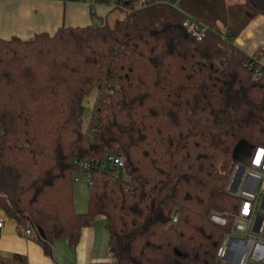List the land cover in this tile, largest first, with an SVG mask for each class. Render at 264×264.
I'll list each match as a JSON object with an SVG mask.
<instances>
[{
	"label": "trees",
	"instance_id": "1",
	"mask_svg": "<svg viewBox=\"0 0 264 264\" xmlns=\"http://www.w3.org/2000/svg\"><path fill=\"white\" fill-rule=\"evenodd\" d=\"M119 1L130 14L113 27L0 37V211L20 231L30 225L48 258L104 218L113 264H219L232 219L221 228L210 216L238 212L233 150L264 147V49L251 57L234 44L264 17V0ZM185 14L207 26L201 42ZM112 154L124 178L101 168ZM0 264L29 263L13 254Z\"/></svg>",
	"mask_w": 264,
	"mask_h": 264
},
{
	"label": "crops",
	"instance_id": "2",
	"mask_svg": "<svg viewBox=\"0 0 264 264\" xmlns=\"http://www.w3.org/2000/svg\"><path fill=\"white\" fill-rule=\"evenodd\" d=\"M125 18L123 12L114 10L108 4L93 5L89 1L3 0L0 1V37L29 41L40 33L53 35L63 26L107 24L113 27ZM234 44L251 57L264 49V17L252 21ZM260 64L264 67V55ZM0 217L5 219L0 230V258L18 254L25 256L29 264H113L104 218H99L98 222L83 230L76 249L70 248L66 241H57L52 258H48L36 241L22 236L14 220L2 211Z\"/></svg>",
	"mask_w": 264,
	"mask_h": 264
},
{
	"label": "built area",
	"instance_id": "3",
	"mask_svg": "<svg viewBox=\"0 0 264 264\" xmlns=\"http://www.w3.org/2000/svg\"><path fill=\"white\" fill-rule=\"evenodd\" d=\"M3 1V0H0ZM67 2L70 0H54ZM89 1L90 3L108 4L114 10H120L126 16L130 11L119 0H73ZM172 2L174 7L181 0H163ZM145 0H137L139 7ZM183 27L198 42L207 35L208 28L193 16L185 14ZM262 77V74H258ZM124 159L118 154H112L102 164L101 168L111 175L119 177ZM88 168V166H85ZM83 178L92 184L88 170L82 172ZM79 180L76 179V182ZM227 192L239 199L238 212L234 215L213 213L210 222L218 227L230 226L229 232L223 236V241L217 252L219 264H264V147H255L249 159L243 164L234 163ZM175 222L177 219L174 220ZM5 219L0 217V230L4 227ZM22 236L36 241V233L30 225L22 230Z\"/></svg>",
	"mask_w": 264,
	"mask_h": 264
},
{
	"label": "rangeland",
	"instance_id": "4",
	"mask_svg": "<svg viewBox=\"0 0 264 264\" xmlns=\"http://www.w3.org/2000/svg\"><path fill=\"white\" fill-rule=\"evenodd\" d=\"M234 1H237V0H234ZM95 100H96V94L89 97L85 101L86 111H85L84 116H83V121H84L83 127L85 130L88 127V122L90 120V116L92 113V109H93ZM119 176L122 178L125 177L124 172L122 170H120ZM75 178L79 180L78 182L74 183L75 208H76L77 213L82 211L79 214H84L87 211L88 201L90 198V185H89L88 181L83 178L82 173H77ZM95 222H98V219Z\"/></svg>",
	"mask_w": 264,
	"mask_h": 264
},
{
	"label": "water",
	"instance_id": "5",
	"mask_svg": "<svg viewBox=\"0 0 264 264\" xmlns=\"http://www.w3.org/2000/svg\"><path fill=\"white\" fill-rule=\"evenodd\" d=\"M255 146L246 141H240L233 150L232 160L236 164H243L251 156Z\"/></svg>",
	"mask_w": 264,
	"mask_h": 264
}]
</instances>
